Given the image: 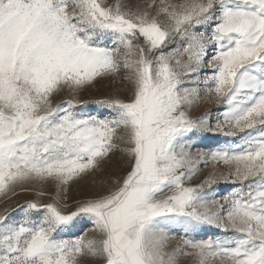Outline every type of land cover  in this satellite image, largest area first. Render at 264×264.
Segmentation results:
<instances>
[{
	"label": "snow or ice",
	"instance_id": "snow-or-ice-1",
	"mask_svg": "<svg viewBox=\"0 0 264 264\" xmlns=\"http://www.w3.org/2000/svg\"><path fill=\"white\" fill-rule=\"evenodd\" d=\"M104 80L125 96L84 110ZM116 153L126 174L75 199ZM33 191L0 264H264V0H0V197Z\"/></svg>",
	"mask_w": 264,
	"mask_h": 264
},
{
	"label": "rangeland",
	"instance_id": "rangeland-1",
	"mask_svg": "<svg viewBox=\"0 0 264 264\" xmlns=\"http://www.w3.org/2000/svg\"><path fill=\"white\" fill-rule=\"evenodd\" d=\"M106 3H112L113 0H105ZM125 4H142L144 0H122ZM121 95L122 97L125 96V87L123 85H114L109 80L101 81L97 83L94 87L89 89L83 90L80 93L79 99L81 101L86 102V107L84 110L89 112H99L100 114H106L107 110L100 108L95 101L102 100L108 98L111 95ZM68 96L64 95L62 97H58V101L62 99H67ZM206 111H211L213 115V125L215 124L214 117L220 111V106L216 104H208L203 99L201 102L194 108L192 115L200 116L203 115ZM209 139H206L203 143L197 145L200 148L207 150L208 148H213L217 146V142L220 144L223 143H230L232 142L231 138H226L220 134H216L213 136L212 134H208ZM210 167H205L202 169L201 177L206 174ZM219 170L224 171L225 173L228 172V166L219 165ZM128 170V165L122 153L113 154L109 160H107L101 172L96 173L95 175H90L85 177V179L81 180L78 184L74 185L72 188V196L75 199H82L86 196L94 195L96 192L102 190V188H106L108 186L109 179H115L118 176H122L126 174ZM194 183H198L199 179H194ZM220 187L217 188L218 196L224 195L226 190H229L231 185L228 182L221 180ZM31 199H37L35 192H21L17 196L11 197L10 199H4L0 197V213H3L4 208L7 207L9 212L12 213L13 218L19 219L22 216V213L17 211L19 206L24 204L26 201ZM42 200L46 201L48 198L44 197L41 198ZM90 224L83 225V229L90 228ZM82 228L78 227L73 231L76 234H80L83 230ZM202 235H216L221 236L223 233L220 232L218 229H213L207 233H202Z\"/></svg>",
	"mask_w": 264,
	"mask_h": 264
}]
</instances>
